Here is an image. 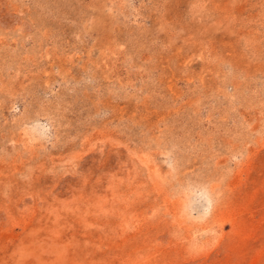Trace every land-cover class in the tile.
Masks as SVG:
<instances>
[{
    "label": "rangeland",
    "instance_id": "obj_1",
    "mask_svg": "<svg viewBox=\"0 0 264 264\" xmlns=\"http://www.w3.org/2000/svg\"><path fill=\"white\" fill-rule=\"evenodd\" d=\"M0 264H264V0H0Z\"/></svg>",
    "mask_w": 264,
    "mask_h": 264
}]
</instances>
